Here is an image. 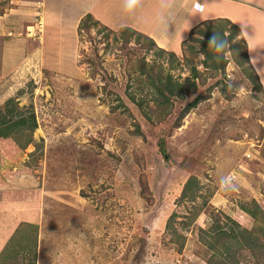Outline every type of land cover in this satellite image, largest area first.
<instances>
[{
    "label": "rangeland",
    "instance_id": "1",
    "mask_svg": "<svg viewBox=\"0 0 264 264\" xmlns=\"http://www.w3.org/2000/svg\"><path fill=\"white\" fill-rule=\"evenodd\" d=\"M21 1L46 19L8 20L39 50L0 82V264H264V89L240 34L211 22L233 37L219 68L207 24L160 51L123 2ZM167 78L182 97L157 98Z\"/></svg>",
    "mask_w": 264,
    "mask_h": 264
},
{
    "label": "crops",
    "instance_id": "2",
    "mask_svg": "<svg viewBox=\"0 0 264 264\" xmlns=\"http://www.w3.org/2000/svg\"><path fill=\"white\" fill-rule=\"evenodd\" d=\"M18 2L20 6L15 9L12 8L9 11L11 13L7 12L0 15V82L2 78L8 77L11 73L21 68L24 62H27V59L22 54H32L39 50L35 46L29 47V45H26V40L16 35V33L19 34L16 29H8V20H17L21 25V30L27 31V28L36 26L29 25L26 21L29 18L28 13L30 10L35 11V13H41V21L46 19L44 10L38 11L33 4L27 1L22 2L19 0ZM117 2L122 3L123 0H105V16L108 15L106 13L112 14L116 12L114 7L117 6ZM200 2L204 3L205 11L198 15L194 11L196 0H141V7L137 11L139 12V20L137 19L136 22H138L139 26H141L140 22L150 23L154 30L153 35L156 34L157 36V34L161 33L158 45L162 48H166L167 46L166 49H168L170 48V45H168L170 44L169 40L180 38V41H182L185 35L190 34L189 31L205 20L217 18L229 19L231 23L239 26L241 34L247 43L246 51L250 63L257 71L264 89V6H259L258 0H200ZM36 3L39 6L43 5V8L47 5L44 0H37ZM82 3L83 6L85 5L84 8L89 5L90 8L93 6L96 10L98 9L94 2H90V4ZM121 7H123V4H121ZM88 11L91 10L87 7L85 12ZM160 13L169 18L166 24L158 23L157 16ZM190 14H192V17ZM35 21L38 23L36 18ZM159 26H164V29L160 28L162 31L157 32V27ZM146 28L149 29L150 26H146ZM179 29L180 31H178ZM5 31L9 35L5 36ZM148 34L150 35V33ZM8 230L9 228L5 224L0 225V242L6 238Z\"/></svg>",
    "mask_w": 264,
    "mask_h": 264
},
{
    "label": "trees",
    "instance_id": "3",
    "mask_svg": "<svg viewBox=\"0 0 264 264\" xmlns=\"http://www.w3.org/2000/svg\"><path fill=\"white\" fill-rule=\"evenodd\" d=\"M88 16H90V15H88ZM214 21H216V23H221L222 25L224 24L225 26H226V24H228V25H230V26H232V28H233V30L237 33H239L240 34V39H239V41L241 42V45H242V48H243V50L244 51H246L247 50V43H246V40H245V38H244V36L241 34V31H240V28H239V26H237L236 24H233V23H231V21L229 20V19H221V18H217V19H213ZM213 20H205V21H203L202 23H204V24H207V26H208V31H207V33H206V35H207V37H208V44H209V41H210V39H211V37L214 35V33L215 32H212L213 30H212V28L214 27L213 25H212V23L211 22H213ZM222 21V22H221ZM222 25H220V27H218V31H222ZM198 25H196L195 27H197ZM194 27V28H195ZM193 28V29H194ZM192 29V30H193ZM214 29V28H213ZM217 34H220V35H222L223 37H225V38H227V39H233V37H232V33L230 34L229 33V35H224V33H223V31H222V33H220V32H217ZM146 37L152 42V43H154V41H153V39L151 38V37H149V36H147L146 35ZM160 49V51H165L164 50V48H162V47H159ZM214 51V50H213ZM171 54H173V52H170ZM215 53V52H214ZM247 53V52H246ZM207 55L208 56H210V54L209 53H207ZM215 56H216V58H217V61L219 62V68H222V67H224V65L227 63L224 59H220V58H218V54H216L215 53ZM238 64L239 65H244V64H247L249 67H250V69H252V66L250 65V63H249V59H248V57H246V55L244 54V56L242 57V60H239L238 61ZM217 67V66H216ZM194 70V74H193V77L194 78H196V69L194 68L193 69ZM253 70V69H252ZM255 74V73H254ZM189 81V80H188ZM151 83H153V86H154V88H157L156 90H158V91H156L157 93H158V97L157 98H159V97H162L163 99H164V101H169V96L170 95H173V96H175V95H180L181 97H182V93L184 92V91H186V90H184V88H186V87H188L189 85H184V86H175L173 83H172V80L170 79V78H167V79H165V81H163V82H161L160 84L159 83H155V81L153 80ZM190 84H191V87H195V85H196V83H194V80H192V82H190ZM157 85H160L159 87L157 86ZM159 88H162V89H159ZM188 90H190V91H192L191 89H188ZM198 98L199 97H196L195 99H194V101H191L190 103H188L187 104V106L185 107L186 108V111H188L190 108H193V107H195L196 106V101L198 100ZM134 100V99H133ZM32 118H33V116H31ZM27 119H24V118H19L17 121H14V125L15 124H17L18 125V123L19 124H21V125H23V124H25V123H27ZM34 125H35V122H34V119H33V126H31V127H34ZM0 135H1V131H0ZM196 179V177L195 176H190L187 180H186V182L184 183V188H183V194H185L186 192L185 191H187L188 189H190V187H191V185L193 184V181H196L195 180ZM182 194V195H183Z\"/></svg>",
    "mask_w": 264,
    "mask_h": 264
},
{
    "label": "clouds",
    "instance_id": "4",
    "mask_svg": "<svg viewBox=\"0 0 264 264\" xmlns=\"http://www.w3.org/2000/svg\"><path fill=\"white\" fill-rule=\"evenodd\" d=\"M259 6H264V0H258ZM141 7V0H123V9L126 13H134ZM194 11L199 15L205 11L204 3L196 0ZM169 18L165 17L163 13L158 14L157 21L161 24H166ZM209 48L213 49L218 58L227 60L229 58L230 44L227 38L220 34L214 33L209 41Z\"/></svg>",
    "mask_w": 264,
    "mask_h": 264
}]
</instances>
